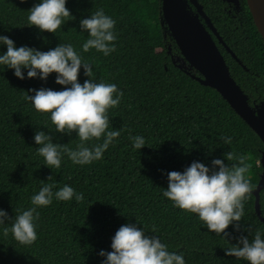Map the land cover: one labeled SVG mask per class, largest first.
<instances>
[{
    "label": "trees",
    "instance_id": "obj_1",
    "mask_svg": "<svg viewBox=\"0 0 264 264\" xmlns=\"http://www.w3.org/2000/svg\"><path fill=\"white\" fill-rule=\"evenodd\" d=\"M197 1L225 43L212 34L247 107L256 114L264 106V40L247 0H240L239 6L226 0ZM38 2L0 0V35L18 47L41 51L72 43L93 64L97 82L116 83L123 91L120 104L109 110L110 128L121 134L101 160L81 166L63 155L61 166L50 169L36 151L35 132L45 131L54 143L70 148L79 143L77 134L56 132L50 114L37 111L25 97L30 89L63 86L55 83V74L45 82L28 79L25 70L26 78L20 80L12 69L0 66V208L14 218L31 206L30 198L42 183L56 188L68 184L84 194L80 202L54 199L39 208L38 235L31 245L20 244L11 231L5 236L0 226V264H101L99 251L112 250V237L126 223L158 236L170 251L183 253L186 264H247L224 249L240 235L251 239L246 229L264 230L253 193L263 173L264 143L215 89L196 80L202 76L185 59L165 23L162 0H68L66 7L75 19L69 17L56 34L40 32L27 21L28 10ZM182 6L207 26L191 0H183ZM101 7L116 20V49L109 56L80 48L88 33L79 21ZM85 79L90 77L81 68L78 81L83 84ZM130 135H142L145 146L134 149ZM222 136H230L231 144ZM228 152L246 157L252 188L244 201L240 231L230 225L228 235L220 236L197 214L175 207L163 191L167 172H182L193 161L211 167L212 159H224ZM260 204L264 218V190ZM5 223L10 228L11 222Z\"/></svg>",
    "mask_w": 264,
    "mask_h": 264
},
{
    "label": "clouds",
    "instance_id": "obj_2",
    "mask_svg": "<svg viewBox=\"0 0 264 264\" xmlns=\"http://www.w3.org/2000/svg\"><path fill=\"white\" fill-rule=\"evenodd\" d=\"M68 0H39L28 10L27 21L40 32L56 34L58 29L71 15L66 7ZM80 28L88 33L87 39L80 46L82 52L95 49L104 56H109L116 49V20L97 8L82 18ZM0 66L12 69L20 80L39 79L47 81L55 74V83L63 86L61 90L41 87L30 89L25 97L39 112L50 114L56 132L77 134L79 143L75 148L54 143L45 131L37 130L34 141L38 155L42 156L50 169L59 168L63 155L76 165H89L101 160L103 154L120 136V130L110 128L109 110L118 106L124 96L116 83L97 82L93 74V64L85 60L72 43H59L47 51H41L27 45L17 46L7 35H0ZM81 68L84 75L90 77L83 84L78 81ZM25 70L26 77H25ZM34 94H29V93ZM99 143H90L93 140ZM132 147L141 149L145 146L142 135L129 136ZM225 144H231L230 136H222ZM237 160L238 163L226 164L224 160ZM251 165L243 155L232 152L224 159L214 158L211 167L205 163L193 161L182 172H167V189L163 196L175 207L197 214L198 219L206 224L210 232L227 236L226 230L231 225L240 231V221L244 216V201L252 188L248 177ZM55 189V190H54ZM69 201L84 199L82 192L65 184L56 188L53 183H42L39 191L30 200L31 206L20 210L14 218L0 208V226L3 234L9 231L13 238L22 245H31L37 239V221L39 208L49 206L53 200ZM10 221V228L6 226ZM155 231V229H153ZM251 235H240L235 244L225 248L228 256L243 259L247 264H264V230L246 229ZM111 251L101 249V264H186L183 253L170 251L169 246L156 235L146 234L137 224L126 223L119 227L111 239Z\"/></svg>",
    "mask_w": 264,
    "mask_h": 264
},
{
    "label": "water",
    "instance_id": "obj_3",
    "mask_svg": "<svg viewBox=\"0 0 264 264\" xmlns=\"http://www.w3.org/2000/svg\"><path fill=\"white\" fill-rule=\"evenodd\" d=\"M240 5V0H226ZM207 26L182 6L183 0H162L165 23L177 42L183 56L202 77H195L202 85L215 89L261 135L264 143V106L254 114L246 104V98L232 79L227 63L212 34L223 45L217 29L197 0H191ZM250 12L264 40V0H247ZM210 31H209V30ZM229 49V48H227ZM263 173L257 188L256 211L264 222L261 212V192L264 190V153L261 160Z\"/></svg>",
    "mask_w": 264,
    "mask_h": 264
},
{
    "label": "rangeland",
    "instance_id": "obj_4",
    "mask_svg": "<svg viewBox=\"0 0 264 264\" xmlns=\"http://www.w3.org/2000/svg\"><path fill=\"white\" fill-rule=\"evenodd\" d=\"M260 164H261V162H260Z\"/></svg>",
    "mask_w": 264,
    "mask_h": 264
}]
</instances>
